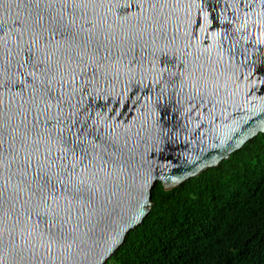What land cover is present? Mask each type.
Listing matches in <instances>:
<instances>
[{
  "label": "water",
  "instance_id": "water-1",
  "mask_svg": "<svg viewBox=\"0 0 264 264\" xmlns=\"http://www.w3.org/2000/svg\"><path fill=\"white\" fill-rule=\"evenodd\" d=\"M259 133L264 0H0V264H105Z\"/></svg>",
  "mask_w": 264,
  "mask_h": 264
},
{
  "label": "trees",
  "instance_id": "trees-1",
  "mask_svg": "<svg viewBox=\"0 0 264 264\" xmlns=\"http://www.w3.org/2000/svg\"><path fill=\"white\" fill-rule=\"evenodd\" d=\"M151 202L105 264H264V133Z\"/></svg>",
  "mask_w": 264,
  "mask_h": 264
}]
</instances>
